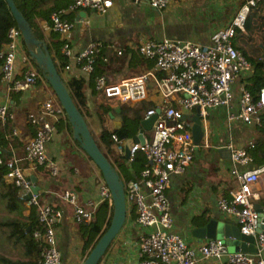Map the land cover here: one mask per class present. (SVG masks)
I'll return each instance as SVG.
<instances>
[{"label": "built area", "instance_id": "2783aa9c", "mask_svg": "<svg viewBox=\"0 0 264 264\" xmlns=\"http://www.w3.org/2000/svg\"><path fill=\"white\" fill-rule=\"evenodd\" d=\"M115 0H72L66 8L54 10L50 14L51 29L66 35L73 24L65 19L68 12L87 8L105 14ZM134 3L146 2L156 11L165 9L170 0H132ZM264 0H246L231 20L216 30L209 43L181 41L176 39H142L136 46L140 57L153 62V66L143 73L112 80L106 74L93 79L96 100L111 107L120 104H139L143 101H157L146 110L140 119L160 112L152 125V139L145 133L144 143H134L130 149L127 163L131 164L138 153L146 158L139 176L124 181V194L127 211L134 210L135 224L142 228L137 240V264H202L216 260L217 264H264V221L259 216L255 204L264 196V166L254 164L251 151L255 147L253 139L241 146L232 141L235 122L247 126H261L264 116V85L253 95L241 81L235 90L238 79L252 75L254 67L245 55L233 46V40L248 34L245 27L253 7ZM23 48L21 31L12 26L7 31V42L0 50L3 60L2 79L7 91L22 92L37 83L38 70L28 66L20 77H16V58ZM104 49L100 41L89 42L81 50L74 52L69 44L62 45L61 52L68 58L65 74L76 67L85 78H90L95 70L96 56ZM117 56L123 50H117ZM108 61L107 57H103ZM26 63V62H25ZM27 64V63H26ZM226 111L225 127L228 142L225 149L229 153L230 167L227 188L229 198L221 196L218 208L226 216L235 220L239 231L254 237L256 253H228L221 239H206L193 248L174 231L170 200L166 191L173 176L182 175L194 159L196 149L203 142L207 146L208 121L210 110ZM198 110L202 141L195 144L192 136L193 122L186 115ZM65 117L63 107L51 100L43 101L36 111L26 114V120L35 133L24 144V156L0 158V166L6 167L4 182L18 188L27 207L37 208L36 216L42 229L32 231L34 244L41 245L38 264H61L57 248L56 223L61 212L50 204L41 203L37 194L24 199L30 192L31 180L25 175L26 169L43 167L52 177L59 175L55 160L48 156L46 145L52 140L55 125ZM15 113L5 102H0V122L14 120ZM17 135V130L12 131ZM115 150L124 154V141L113 136ZM61 199L73 210L77 224L92 222L98 206L104 201L112 203L110 192L104 183L99 189L98 199L79 201L78 193L65 189ZM263 226V228H262ZM259 231V232H258ZM227 256L225 262L221 256Z\"/></svg>", "mask_w": 264, "mask_h": 264}, {"label": "crops", "instance_id": "0c3cea01", "mask_svg": "<svg viewBox=\"0 0 264 264\" xmlns=\"http://www.w3.org/2000/svg\"><path fill=\"white\" fill-rule=\"evenodd\" d=\"M31 1L15 0V3L23 9ZM71 2L72 0H43L41 7H54V10H58L66 8ZM231 13L228 19L235 15L236 10L231 11ZM64 17L73 26L66 35H61L60 38L66 40L74 52L81 50L89 42H102L105 56L109 62V71L106 72V75L112 80L136 76L151 68L149 63L131 59L136 57V46L142 39L168 38L207 44L210 42L212 34L225 25L222 24V21V25L219 24L218 26L208 21L200 24L194 32L192 27L186 28V23L183 24L179 20L174 14L173 7L164 11H156L146 2L136 4L132 0H115L113 6L105 14L81 8L68 12ZM40 26L44 37L39 39L46 42L50 28L44 21L40 23ZM118 49L123 50L122 56H117ZM25 62L26 52L24 48H20L16 58V68L19 73H22ZM80 74L79 70L74 67L68 76H79ZM250 76L245 75L238 79L235 90L238 84L243 82V79ZM38 87H40L39 83L29 90L11 94L7 91L3 79L0 82V102L7 103L13 109L15 119L12 122V128L17 130V135L24 140V144L34 135L35 131L28 124L26 114L36 111L43 101H55L53 99L35 101V90ZM86 93L92 113L99 104L95 98L93 85L86 87ZM142 115L140 114V116ZM113 116L119 120L118 115ZM208 117H210V121L208 122L207 146L203 142L199 145L195 152L196 155L185 173L173 176L167 190L174 221V231L180 234L193 248L206 240L196 237L193 230L204 226L210 218L213 217L237 225L234 219L226 216L218 208V199L224 196L226 189L230 187L229 153L225 149L228 142L225 127L226 111L224 109L210 110L207 121ZM111 121L114 125V120ZM69 128L71 127L57 125L52 140L46 145L48 156L55 160L59 167V175L52 177L42 168L26 169L36 180L35 183L32 182V186L39 188L37 192L30 190L28 193L37 194L41 203L50 204L61 212L55 226L61 264H82L88 254L84 251L83 243L80 240L83 230L74 221L72 207L61 199V194L65 189H73L78 193L81 203L88 199L96 201L104 180L98 167L73 141L72 132ZM255 131L256 127L247 126L237 121L233 124L232 141L235 145L241 146L254 138L252 132ZM201 146L207 150L201 151L199 149ZM23 147L9 144V156L14 155L22 158L24 156ZM227 162H229L228 165ZM141 170L142 168L136 166L131 169V174H128L127 177L137 178ZM18 193L22 194L20 191ZM27 194H23L24 199H26ZM107 204L108 217L111 203L107 201ZM23 206L22 215L26 217L29 208L25 201ZM134 220L135 213L131 215L128 212L122 229L98 264H137V240L143 229L138 227Z\"/></svg>", "mask_w": 264, "mask_h": 264}, {"label": "trees", "instance_id": "16d2710c", "mask_svg": "<svg viewBox=\"0 0 264 264\" xmlns=\"http://www.w3.org/2000/svg\"><path fill=\"white\" fill-rule=\"evenodd\" d=\"M42 1L43 0H32L31 3L23 9L20 8L18 5L17 7L22 12L25 19L29 22V25L32 28L37 38L44 37V33L40 26V23L44 21L48 24L50 28V34L46 38V44L48 46L49 52L53 58L58 73L65 81L66 87L69 91V94L73 102L75 103L76 107L81 112V114L83 115V117L87 122L86 116L91 115V112H90V106L88 105L86 87L88 85L94 86L93 79L96 76L106 74V72L109 71L108 68L109 62L103 60V57L105 56L104 53L105 50L103 49L99 54H97L96 62H95V70L89 79L85 78L83 74H80L79 76H66V79H64L63 75L65 74V66L69 60L61 52V48L62 45L66 42V40H64L63 38L61 39L60 38L61 34H59L58 32H54L51 29L52 23L50 20V14L52 11H54L55 8L54 7L42 8L41 7ZM245 1L246 0H241V3L243 4ZM12 26H16V22L10 12V9L6 1L0 0V50L2 49L3 45L7 42V31ZM247 26H248V21L245 24V27ZM23 48L24 51L26 52V62L30 61L32 65L38 70L39 73V77L37 79V83H38L39 80L43 78L42 73L35 65L33 60L29 58L24 43H23ZM238 50H240L245 55V57L252 63L254 67V72L250 78L252 82L250 86L247 88L253 95H256L258 90L264 85V69L262 68L261 63H257V62L254 63V61L250 60L245 50L241 48H238ZM135 54L136 57H132L131 58L132 60L144 61L146 63H149L150 67L153 66V62L140 57L137 50ZM2 64H3V60L0 58V82L2 80V73H1ZM26 68H27V64L25 63L22 69V73H19L18 70L16 69V77H20ZM10 93L14 94L16 93V91L11 90ZM56 102L59 103L58 100H56ZM153 106L154 104L151 101H143L139 104H134V105H130L126 103V104H120L119 105L120 111L116 112L115 107H111L105 103H100L93 112L96 113L98 116V120L100 122V130L98 131L97 136H94L93 134L92 135L99 149L109 159L112 165L118 170L119 174H120L119 168H127V166L129 168H135L136 166H138L143 169L147 161L142 153H138L136 155L135 160L129 166V164L127 163V159L124 157V154L118 153L115 150V142L113 140V136L123 141L129 138H135L141 122L139 113L143 111L145 112L146 110L150 109ZM115 114L118 115L119 117L120 126L116 128L113 125V127L109 129L103 124V118L104 117L110 118V115H115ZM12 122L13 120H8L5 121L4 123L0 122V158L2 159H5L9 156L8 153L9 144L24 146V140L21 139L18 135L16 136L13 135ZM29 125L31 126V124ZM57 125H61V126L66 125L67 127H71L66 115L64 118H61L56 123L55 127ZM260 130L261 131L258 132V135L254 139L255 147L251 151V154L254 158V164L257 166L264 165V123L262 124ZM73 141L78 146H80L76 140ZM38 168H42L46 172H48L43 167H38ZM5 173H6V167L4 165H1L0 182L2 181V179H4ZM128 174H131V171ZM129 179L131 178L127 177L126 179L123 180L127 181ZM18 192H19L18 188L12 187L10 190H7L6 192H1L0 194L2 198L7 200V206L11 211H17L20 208L21 210L24 209L23 206L24 200L21 198ZM224 196L229 198L227 192L225 193ZM257 203L260 204V206L263 208L264 211V196ZM110 206H111L110 213L108 217H107L108 204L107 201H104L100 205V207L96 210L93 220L90 224L88 225L79 224L81 226V229L83 230L82 231L83 249L88 250V253L94 247L98 239L102 236V234L106 231V229L110 224L113 214L112 203ZM28 208H29V213L26 217H23L21 211L20 216H18L16 219L8 220L7 222L2 224L11 227L9 237H15L16 238L15 242L21 245L23 251V257L15 261H12L8 258L0 257V261L3 264H38L37 261L39 258L41 245L33 243L32 231L37 228L42 229V227L39 224L36 216L37 208L34 206ZM134 213H135L134 210L129 211V214L131 215H134ZM28 226H30L29 231H27Z\"/></svg>", "mask_w": 264, "mask_h": 264}, {"label": "water", "instance_id": "95a60500", "mask_svg": "<svg viewBox=\"0 0 264 264\" xmlns=\"http://www.w3.org/2000/svg\"><path fill=\"white\" fill-rule=\"evenodd\" d=\"M10 12L16 22V26L21 31V36L28 56L38 69L42 73V77L47 81L52 91L55 94L59 104L63 107L65 115L71 125L72 138L76 140L80 148L87 154V156L94 162V164L100 170L104 183L109 189L113 214L110 224L102 236L98 239L94 247L87 254L82 264H98L105 252L111 245L112 241L119 234L122 229L126 217L127 206L124 194V180L120 176L118 170L112 165L109 159L99 149L89 126L73 102L69 91L66 87L65 81L58 73L53 58L49 52L46 42L35 36L29 22L25 19L22 12L17 7L14 0H5ZM264 49V48H263ZM116 112L120 111L119 106H116ZM159 108L155 113L147 118H144L140 122V127L135 138H129L124 141V157L126 159L130 156V149L134 143H144V133L151 130L154 121L157 118ZM187 118L193 122L192 136L195 144L199 145L202 141L203 131L200 126V118L198 116V110L191 115H186ZM110 119L114 120V126L118 128L120 122L115 119L113 115H110ZM31 182L35 183L34 176L30 175L27 171L24 172ZM38 186H32L31 192H37ZM31 194L28 193L26 198ZM259 216L264 221V211L259 203L255 204ZM263 228V226H262ZM30 230L28 226L27 231ZM259 232V231H258ZM193 234L198 238L204 239H221L224 241L227 247L228 253H256V245L254 243V237L251 235L241 234L237 225L210 218L204 226L195 228ZM227 256H221L220 261L225 262Z\"/></svg>", "mask_w": 264, "mask_h": 264}, {"label": "rangeland", "instance_id": "374dc122", "mask_svg": "<svg viewBox=\"0 0 264 264\" xmlns=\"http://www.w3.org/2000/svg\"><path fill=\"white\" fill-rule=\"evenodd\" d=\"M241 5V0H170V3L165 9H163V11L170 7H173L174 14L179 18V20H181L183 24L186 23L185 27L187 28L188 26H190L195 32L200 24L208 21L212 22L216 26L221 24V21L223 25H226L231 20L228 19L231 11L236 10L237 12ZM232 17L233 16H231L230 18ZM246 28L248 29V34L235 38L233 40V46L236 49H247V56L250 60L256 63L257 58H254L251 55L256 52V43L264 39V1L258 3L256 7L252 8V11L248 18V26ZM251 50H255V52ZM26 63L28 66H33L30 61H27ZM66 76L68 75H63L64 79H66ZM250 78L251 76L243 79V83L247 87H249L252 82ZM38 83L40 87L36 88L35 90V101L53 99L55 100L54 102H56L57 99L55 97V94L47 81L44 78H41ZM43 85L46 86L42 87ZM157 98V101H151L154 105L155 102H158L159 99H161L159 96H157ZM143 113L144 111L139 114ZM86 119L89 124L88 126L90 131L94 136H97L98 131L100 130V122L98 120L97 114L92 112L91 115L86 116ZM209 121L210 117H208V122ZM263 123L264 116L262 118L261 126ZM103 124L109 129L113 127L111 119L107 117L103 118ZM261 126L256 127V131L252 132V135H254L253 139H255L258 135V132L261 131ZM145 135L148 140H151L153 135L152 130L146 131ZM199 149H201V151L207 150L203 146H201ZM228 164L229 162H227V165ZM131 169L132 168H129L128 166L127 168H119L120 174L123 179L127 178L128 173L131 171ZM11 188L12 187L10 185H7L4 182V179H2V181L0 182V194L1 192H6ZM21 211H23V209L21 210V208L17 211H11L7 206V200L2 198L0 195V257L8 258L12 261L21 259L23 257V251L21 245L15 242L16 238L9 237L11 227L2 224L7 222L8 220L16 219L18 216H20ZM80 240L83 243V239L80 238ZM84 251L86 253L88 252V250ZM0 264L3 263L0 261ZM202 264H217V261H205Z\"/></svg>", "mask_w": 264, "mask_h": 264}, {"label": "flooded vegetation", "instance_id": "af4514ba", "mask_svg": "<svg viewBox=\"0 0 264 264\" xmlns=\"http://www.w3.org/2000/svg\"><path fill=\"white\" fill-rule=\"evenodd\" d=\"M263 48H264V39L262 41H259L256 43V49H255L256 52H255V50H251V51L255 52L251 56L254 58H257L256 62L261 63L262 68L264 69V49ZM245 51H247V49ZM261 166H264V165H261Z\"/></svg>", "mask_w": 264, "mask_h": 264}]
</instances>
